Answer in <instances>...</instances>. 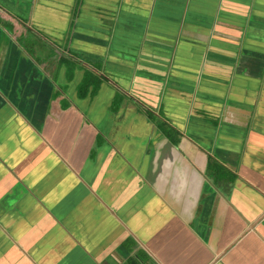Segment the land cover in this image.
<instances>
[{"label":"crops","instance_id":"0c3cea01","mask_svg":"<svg viewBox=\"0 0 264 264\" xmlns=\"http://www.w3.org/2000/svg\"><path fill=\"white\" fill-rule=\"evenodd\" d=\"M132 259L264 264V0H0V264Z\"/></svg>","mask_w":264,"mask_h":264},{"label":"rangeland","instance_id":"374dc122","mask_svg":"<svg viewBox=\"0 0 264 264\" xmlns=\"http://www.w3.org/2000/svg\"><path fill=\"white\" fill-rule=\"evenodd\" d=\"M64 71L67 72V69H65ZM82 76H83V75H82ZM86 76H87V74L84 73V76L82 77V83H81V84H83V82H84L83 80H84L85 78H87ZM81 84H80V85H81ZM80 85H79V86H80ZM118 103H119V101H117V105H118ZM117 105H115V106H117ZM156 121L159 122V121H158V118L156 119Z\"/></svg>","mask_w":264,"mask_h":264},{"label":"trees","instance_id":"16d2710c","mask_svg":"<svg viewBox=\"0 0 264 264\" xmlns=\"http://www.w3.org/2000/svg\"><path fill=\"white\" fill-rule=\"evenodd\" d=\"M127 264H138V261H137V259H132V261L131 260H129V261H127Z\"/></svg>","mask_w":264,"mask_h":264}]
</instances>
